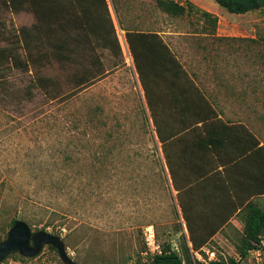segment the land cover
I'll return each mask as SVG.
<instances>
[{
	"label": "rangeland",
	"instance_id": "374dc122",
	"mask_svg": "<svg viewBox=\"0 0 264 264\" xmlns=\"http://www.w3.org/2000/svg\"><path fill=\"white\" fill-rule=\"evenodd\" d=\"M175 1L190 2L191 12L172 16L156 0H105L107 6L102 0H56L49 11L54 26L49 32L46 26L34 30L40 21L32 0H0V203L9 208L8 216L16 205L33 216L64 211L71 220L47 231L63 238L78 264H153L154 254L167 244L184 264L230 259L264 264L263 249L240 258V236L231 246L224 237H210L202 252L192 250L186 258L185 221L177 214L168 169L163 174L156 159L167 166L126 36V29L159 31L190 72L215 66L227 83L248 81L264 93V11L235 14L223 8L215 30L228 38L207 39L211 48L203 51L202 37L170 33L194 31L202 18L191 0ZM62 24L68 30L65 39L57 32ZM23 27L31 28L29 49ZM49 39H68L75 56L58 61ZM182 39H190V48L185 41L178 44ZM12 53L21 57L15 66L9 60ZM87 73L96 76L75 89L79 76ZM202 78L213 82L211 72ZM256 122L254 116L255 128ZM150 230L156 249L149 243ZM0 264L67 263L57 249L45 245L34 257L14 253Z\"/></svg>",
	"mask_w": 264,
	"mask_h": 264
},
{
	"label": "crops",
	"instance_id": "0c3cea01",
	"mask_svg": "<svg viewBox=\"0 0 264 264\" xmlns=\"http://www.w3.org/2000/svg\"><path fill=\"white\" fill-rule=\"evenodd\" d=\"M191 2L195 10L215 17L223 10L208 0ZM200 19L194 31L170 33L202 37L203 51L211 48L207 39L228 38L215 30L212 20ZM135 30L158 35H132L141 43L137 51L141 69L135 67V72L158 127L160 151L175 172L177 214L185 221V235L224 237L227 246L236 245L234 237L244 233L249 206L264 210L263 89L248 81L227 83L215 66L190 72L161 32ZM188 40L178 44L185 41L190 48ZM129 50L134 61L130 46ZM210 72L213 82L206 83L202 77ZM254 116L256 128L251 123Z\"/></svg>",
	"mask_w": 264,
	"mask_h": 264
},
{
	"label": "trees",
	"instance_id": "16d2710c",
	"mask_svg": "<svg viewBox=\"0 0 264 264\" xmlns=\"http://www.w3.org/2000/svg\"><path fill=\"white\" fill-rule=\"evenodd\" d=\"M48 0H32L33 6H35V12L38 18V21H40V25L37 23L33 25L34 30H37L40 26H46L49 32L54 28L51 20H50V13L51 8L56 7L58 4L56 3V0L54 2ZM105 3V0H102ZM221 7H223L225 10L231 12V13H246L248 11H253V10H263L264 11V0H215ZM60 2V0H59ZM156 4L161 7L165 12L171 14L172 16L178 17L186 14L187 12L191 11V7L193 6L190 2L188 3L187 6L184 4H181L179 2H176L175 0H156ZM107 6V3H105ZM202 17H205V19H210L212 20V23L216 26L217 23V17L213 16L211 13L208 11H201L200 9H197ZM110 22L112 24L113 19L109 15ZM120 25L123 27V23L121 19H118ZM113 26V25H112ZM85 25L83 24V29ZM31 28H26L23 27V32L25 38L24 40V45L27 49H29V44L26 41L30 35ZM114 30V28H113ZM67 26L65 24L57 26V32L61 35H64L65 37L68 38L67 36ZM46 32H48L46 30ZM114 32H116L114 30ZM96 34V33H93ZM136 35L138 37L140 36H153L156 37L158 36L156 33H145L142 31H137V30H130L126 29V36L127 40L130 46V49L134 55V62L136 65V68L138 70L141 69V63L139 62L138 58V48L141 46V43L139 41L133 40V36ZM89 35L87 34V37ZM64 39H61L62 41ZM89 41L91 39L88 37ZM62 41H55L53 39H49V44L50 46L55 47L56 49V56L57 60L61 62H66V60L69 59L70 56H75L73 49L70 48V44L68 43V39L64 42ZM115 42L116 46L118 49L121 51V44L120 41L117 37H115ZM80 52L79 50H77ZM30 57L33 58L32 54L30 53ZM12 65L15 66L16 63L21 61V57H15V54L12 53L10 55V59ZM70 60V59H69ZM77 59H73L71 62L75 63ZM27 66H29L27 64ZM1 68V67H0ZM96 74L95 73H87V74H82L79 76L77 81L75 82V89L80 88L84 85L89 84L94 78ZM51 81V80H50ZM44 83L47 87L50 85L47 80L44 78ZM97 157L99 158V154H97ZM158 162L163 165V174L165 171H167V175L171 176L172 182L175 186V172L173 169L172 164L170 163V160L168 156L165 157L166 159V165L164 166V163L162 162L161 158L159 159L156 157ZM95 161V162H99ZM162 175V174H161ZM163 176V175H162ZM169 181V177H168ZM167 181V182H168ZM7 193V189L6 192ZM8 207H6L5 202L0 203V241L3 240L8 232V229L17 221L19 220H25L27 221L32 227L35 228V230H48L49 227L56 228L57 226H62V224L68 223L71 219L67 217V214L64 211L52 209L49 214L47 215H40V214H35L34 216L28 213V209L25 206H19L16 205L15 212L11 215L8 216L10 212L8 211ZM5 215V216H4ZM4 216V217H3ZM68 220V221H67ZM243 235L240 236L239 242L237 244V249H238V255L240 258H245L249 255V253L252 250H264V245H263V240H264V210L261 208L255 206V205H250L249 206V212L248 216L245 220L244 227H243ZM184 239V246L186 248V258H190V254L192 253V250L194 252H202V247L207 244L208 239L210 237H205V239H198L197 237L194 236H186L182 235ZM188 241L192 243V246H189ZM49 247L56 249L53 245H49ZM11 256V255H10ZM22 258H25L24 256L21 255ZM153 264H184L183 258L180 256L179 252L175 249L172 248L171 244H167L163 247L160 253H156L153 256ZM209 264H239L238 261L235 259H230V263L226 261H220V260H211Z\"/></svg>",
	"mask_w": 264,
	"mask_h": 264
},
{
	"label": "water",
	"instance_id": "95a60500",
	"mask_svg": "<svg viewBox=\"0 0 264 264\" xmlns=\"http://www.w3.org/2000/svg\"><path fill=\"white\" fill-rule=\"evenodd\" d=\"M45 245H53L59 252L61 259L67 264H78L67 253L63 238L46 230H34L25 220L15 222L0 241V263L14 253L24 257L38 255Z\"/></svg>",
	"mask_w": 264,
	"mask_h": 264
},
{
	"label": "built area",
	"instance_id": "2783aa9c",
	"mask_svg": "<svg viewBox=\"0 0 264 264\" xmlns=\"http://www.w3.org/2000/svg\"><path fill=\"white\" fill-rule=\"evenodd\" d=\"M148 239H149V243L153 244L155 246V249L158 248V246H156V244H155V234L153 233L152 230H150V232H149ZM263 245H264V241H263ZM256 252L259 254L261 252V250H257Z\"/></svg>",
	"mask_w": 264,
	"mask_h": 264
}]
</instances>
